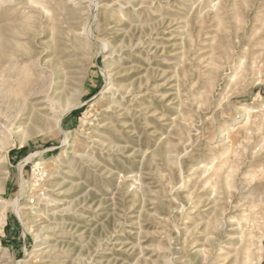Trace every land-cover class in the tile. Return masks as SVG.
I'll return each mask as SVG.
<instances>
[{"label": "rangeland", "instance_id": "obj_1", "mask_svg": "<svg viewBox=\"0 0 264 264\" xmlns=\"http://www.w3.org/2000/svg\"><path fill=\"white\" fill-rule=\"evenodd\" d=\"M0 264H264V0H0Z\"/></svg>", "mask_w": 264, "mask_h": 264}]
</instances>
